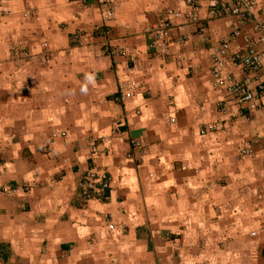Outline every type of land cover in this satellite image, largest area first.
Listing matches in <instances>:
<instances>
[{
    "label": "crops",
    "instance_id": "obj_1",
    "mask_svg": "<svg viewBox=\"0 0 264 264\" xmlns=\"http://www.w3.org/2000/svg\"><path fill=\"white\" fill-rule=\"evenodd\" d=\"M112 1L103 20L99 0H0V264H264V66L210 65L251 24L234 0L195 1V23L185 0ZM227 76L250 79L247 105ZM88 170L108 185L84 200Z\"/></svg>",
    "mask_w": 264,
    "mask_h": 264
},
{
    "label": "built area",
    "instance_id": "obj_2",
    "mask_svg": "<svg viewBox=\"0 0 264 264\" xmlns=\"http://www.w3.org/2000/svg\"><path fill=\"white\" fill-rule=\"evenodd\" d=\"M103 5L101 16L103 20H108L111 17L113 8L115 7L112 0H99ZM197 0H185L189 6V11L186 14V19L189 22L195 23L197 21V6L194 2ZM211 6V13L216 12L218 0H206ZM254 0H234L227 12L235 18L250 23L249 31L246 30H232L231 38L241 37V44H236L233 49H229V41L223 40L210 53V65L213 77L216 82L219 80V66L228 63L233 66L248 70L252 73H258L264 66V22H260L253 14ZM0 10L7 13V10L1 6ZM166 15L176 17L178 14L172 10H165ZM168 21L162 19L146 27L145 32L149 35L150 45L155 55H164L167 53L169 43L168 36ZM201 29V28H200ZM252 32V33H251ZM258 34V35H253ZM260 45L259 48H256ZM227 84L225 90L237 104L247 105L249 101L248 84L250 79L243 77L236 80L229 76L226 77ZM133 81H127L119 84V89L122 90L123 97H129L131 89L134 87ZM261 96L264 97V82H258L255 86ZM249 107L252 104L249 103ZM208 130H213V125L206 126ZM137 144V143H136ZM241 156H250L249 150L242 148L239 151ZM264 180V176H263ZM108 181L104 174H98L92 170L86 171L78 180L77 186L80 189L82 199L89 200L100 196L101 192L107 187Z\"/></svg>",
    "mask_w": 264,
    "mask_h": 264
},
{
    "label": "clouds",
    "instance_id": "obj_3",
    "mask_svg": "<svg viewBox=\"0 0 264 264\" xmlns=\"http://www.w3.org/2000/svg\"><path fill=\"white\" fill-rule=\"evenodd\" d=\"M86 79L89 81V82H92L93 81V77L92 76H87ZM83 91H86V88L85 89H82Z\"/></svg>",
    "mask_w": 264,
    "mask_h": 264
}]
</instances>
